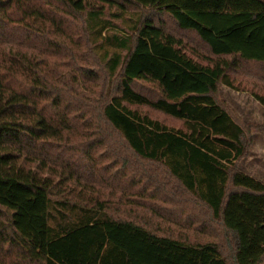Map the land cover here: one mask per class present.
<instances>
[{
  "label": "trees",
  "instance_id": "trees-1",
  "mask_svg": "<svg viewBox=\"0 0 264 264\" xmlns=\"http://www.w3.org/2000/svg\"><path fill=\"white\" fill-rule=\"evenodd\" d=\"M240 62L264 74V0H0V264H259Z\"/></svg>",
  "mask_w": 264,
  "mask_h": 264
},
{
  "label": "rangeland",
  "instance_id": "rangeland-1",
  "mask_svg": "<svg viewBox=\"0 0 264 264\" xmlns=\"http://www.w3.org/2000/svg\"><path fill=\"white\" fill-rule=\"evenodd\" d=\"M126 8L128 10L132 9L130 6H126ZM113 11H115V7L110 9V12ZM112 20L116 25L124 29L125 32H128L126 30L127 21L123 24L122 20ZM159 21L168 31L182 39L185 51L195 60L202 64L215 61L216 56L209 52L208 47L194 34L180 30L172 20L166 18L164 15L160 17ZM84 50L85 48H79L77 53L85 60L92 62L89 54L84 52ZM240 65L239 69L231 73L232 81L236 85V88L220 83L218 85V94L232 110L237 120L251 124L249 128V137L251 139L248 143L247 153L236 162L237 169L264 183V107L251 94V92H255L264 95V74L259 75L260 67L251 66L252 63L240 62ZM157 116L160 120L171 126H182V122L179 120L171 119L161 113ZM194 238L196 241H205L207 239L206 236H196ZM220 238L218 235L212 240L215 239L221 245L222 241ZM221 254L225 257L228 264H233L231 252L224 242ZM259 264H264V258Z\"/></svg>",
  "mask_w": 264,
  "mask_h": 264
}]
</instances>
